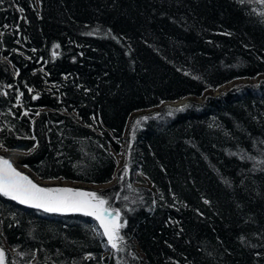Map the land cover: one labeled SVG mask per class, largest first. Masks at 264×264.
<instances>
[{
	"label": "trees",
	"instance_id": "obj_1",
	"mask_svg": "<svg viewBox=\"0 0 264 264\" xmlns=\"http://www.w3.org/2000/svg\"><path fill=\"white\" fill-rule=\"evenodd\" d=\"M262 11L259 0H0L1 154L43 180L116 173L101 194L127 221L116 252L91 216L0 196L6 264H264Z\"/></svg>",
	"mask_w": 264,
	"mask_h": 264
},
{
	"label": "snow or ice",
	"instance_id": "obj_2",
	"mask_svg": "<svg viewBox=\"0 0 264 264\" xmlns=\"http://www.w3.org/2000/svg\"><path fill=\"white\" fill-rule=\"evenodd\" d=\"M259 2L264 4V0H259ZM20 11L23 12V9H20ZM259 15L264 17V11L260 12ZM88 35H92V33H88ZM58 48V44L54 45V49ZM56 55L57 53L53 51V56ZM28 91L31 93L33 89L29 88ZM4 95H7V93H4ZM19 95L22 96L23 93ZM37 98L38 94L33 96V99ZM182 110L183 108L178 109V111ZM24 114L27 115V112ZM169 115H171V112H169ZM142 119L147 120L148 118L144 117ZM139 124L140 120H137L135 126ZM31 138L35 140V136ZM0 146L3 145L0 144ZM127 174L128 166L125 164L124 176ZM124 176H121L120 179L123 180ZM128 188L131 189L130 184ZM0 196L17 201L27 207L42 210L45 213H82L85 216H91L98 222L99 228L102 229L99 235L107 238V244L110 248L116 252L124 251L125 238L121 235V229L127 226V221L123 220L121 222V210L113 208L109 203V199L101 193L73 188L41 187L27 175L13 167L10 159L0 157ZM115 198L121 199L120 194L117 193ZM122 199L126 201L128 197L123 196ZM205 202L207 203V201ZM0 264H6V254L2 248H0Z\"/></svg>",
	"mask_w": 264,
	"mask_h": 264
},
{
	"label": "rangeland",
	"instance_id": "obj_3",
	"mask_svg": "<svg viewBox=\"0 0 264 264\" xmlns=\"http://www.w3.org/2000/svg\"><path fill=\"white\" fill-rule=\"evenodd\" d=\"M260 78H261V76H255L253 78L242 77V78L233 79L232 81L221 84V86H219V88L213 90V93L217 94L221 90H227L229 88H232L233 85L241 84V83L246 82V81L254 82V81L259 80ZM184 100L185 99H179L174 104L181 103ZM152 108L153 107L146 108V110L149 111ZM143 112H146V111H142L140 109H137L129 115V118L126 122L128 129L130 127H132L133 124L135 126V122L139 119L138 116H136V115L142 114ZM125 151H126V147L120 151L115 152V154H116L115 156L117 157V166H116L117 170L119 169V167L122 168L121 166L124 163ZM1 152H3L2 149H0V155L4 157V155L1 154ZM4 158H6V157H4ZM14 164L16 166L20 167L25 172H29L37 181L42 182L46 188H57V187H60L64 184V185H68L71 187H73V186L78 187L80 190H83V191H92V192L101 193V190H103L105 187L112 185L116 180L115 179L116 173H114V175L112 176V178H111L112 180L106 181L105 183H95V182L94 183H88V182H84V181L82 182V181H78V180H67V179L43 180V179H37V177H35L33 175V173L28 168H26L24 165H22L18 162L17 163L14 162ZM106 198L109 199V203L112 206V202L110 201L112 196H108ZM112 207H114V206H112ZM4 247L8 248V246H6V245Z\"/></svg>",
	"mask_w": 264,
	"mask_h": 264
},
{
	"label": "water",
	"instance_id": "obj_4",
	"mask_svg": "<svg viewBox=\"0 0 264 264\" xmlns=\"http://www.w3.org/2000/svg\"><path fill=\"white\" fill-rule=\"evenodd\" d=\"M0 157H3V156H1L0 155ZM6 159H9L8 157H6ZM11 161V160H10ZM12 162V164H13V167H15L18 171H20L21 173H23L24 175H27L31 180H33V182H35L36 184H38V185H40L41 187H45L44 186V184L42 183V182H38L29 172H25L24 170H22L20 167H18V166H16L15 164H14V162L13 161H11ZM57 188H73V189H79L78 187H75V186H73V187H71V186H68V185H62V186H60V187H57ZM80 190V189H79ZM17 204H19L17 201H15ZM22 205V204H21ZM24 206H26V205H24Z\"/></svg>",
	"mask_w": 264,
	"mask_h": 264
},
{
	"label": "bare ground",
	"instance_id": "obj_5",
	"mask_svg": "<svg viewBox=\"0 0 264 264\" xmlns=\"http://www.w3.org/2000/svg\"><path fill=\"white\" fill-rule=\"evenodd\" d=\"M38 182H40V181H38Z\"/></svg>",
	"mask_w": 264,
	"mask_h": 264
}]
</instances>
